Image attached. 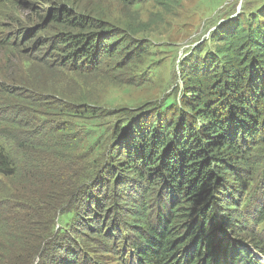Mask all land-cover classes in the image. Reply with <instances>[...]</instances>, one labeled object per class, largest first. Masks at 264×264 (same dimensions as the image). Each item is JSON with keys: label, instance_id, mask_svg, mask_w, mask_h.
<instances>
[{"label": "rangeland", "instance_id": "obj_1", "mask_svg": "<svg viewBox=\"0 0 264 264\" xmlns=\"http://www.w3.org/2000/svg\"><path fill=\"white\" fill-rule=\"evenodd\" d=\"M63 7L124 30L133 46L141 50L132 60L119 62L125 67L107 61L102 74L52 76L42 63L55 65L64 54H50V45L42 44L56 39L54 30L59 27L49 21L60 15ZM235 20L243 26L263 24L264 0L0 1V130L2 119L21 122L23 127L16 131L21 137L40 127L46 132L62 128L53 141L61 144V151L55 152L64 158L63 166L59 169L57 162L47 164L41 175L64 178L70 176V166L89 175L83 186L85 193L62 208L46 204L37 194L27 198L17 194L16 200L11 199L10 182L0 176V243L11 230L4 227V221L30 216L32 223L47 228L54 246L47 258L36 257L31 264H138L129 245L135 231L127 228L140 224L133 219L130 199L138 198L134 193L137 179L121 171L128 162L126 152L129 149L133 156L137 151V130L145 132L156 125L154 118L165 119L171 107L182 104L186 94L184 66L212 53L219 44L214 40L219 27ZM18 34L25 43L21 55L5 43L9 35ZM27 55L33 59L28 60ZM45 100L48 104L44 108ZM75 108L99 111L81 118L68 112ZM253 177L251 173L247 177L245 193L239 192L240 187L230 178L229 188L237 189L225 188L216 212L219 227L235 226L234 237L244 232V238L248 230L264 242V221H260L264 217V160ZM19 186L33 187L27 180ZM162 198L160 191L150 202L153 225L156 214L162 211ZM19 224L24 221L19 220ZM226 232L232 234L230 228ZM215 236L218 239L222 234L216 231ZM5 252L0 248V255L5 256ZM18 255L9 254L8 262L15 264ZM260 258L264 264V257ZM5 261L0 258V264H8Z\"/></svg>", "mask_w": 264, "mask_h": 264}, {"label": "trees", "instance_id": "obj_2", "mask_svg": "<svg viewBox=\"0 0 264 264\" xmlns=\"http://www.w3.org/2000/svg\"><path fill=\"white\" fill-rule=\"evenodd\" d=\"M49 23L59 27L54 30L57 36L42 46L48 43L50 54H64L55 65L42 63L52 76L102 74L107 61H129L141 50L133 46L124 30L102 20H89L66 7L60 15L50 17ZM21 38L22 34L5 38V43L16 48L19 55L25 45ZM214 40L219 44L212 53L191 58L192 64L184 66L182 83L186 94L182 104L171 107L165 119L154 118L156 125L145 132L136 131L134 145L138 153L130 156L128 149V162L121 166L124 174L137 179L134 193L138 198L130 199L133 219L140 224L127 228L135 231L129 245L138 264H261L249 245L264 256V242L258 234L246 230L244 238V232L234 237L235 226L219 227L221 220L216 212L225 188L232 185L229 179L233 178L239 192L245 193L247 177L250 173L255 177L264 160V23L243 26L238 20L231 21L227 27H219ZM117 67L125 65L119 63ZM48 100L43 102L44 108ZM75 109L68 112L81 118L99 111ZM1 123L0 176L10 182L11 199L16 200L17 194L25 198L37 194L46 204L62 208L85 193L87 188L83 186L89 175L75 172L71 166L70 176L64 178L41 175V168L47 164L57 162L59 169L63 166L64 158L57 154L61 144L53 141L64 131L62 128L46 132L40 127L21 137L16 132L23 127L21 122L7 123L2 119ZM256 154H260L259 158L254 157ZM24 180L33 187H20ZM160 191L162 211L156 214L153 225L150 202ZM4 227L11 229L0 243L6 251L0 258H6L5 262L9 254L17 257L19 253L15 264H31L36 257L44 260L54 249L47 228L32 223L30 216H13L4 221ZM228 228L232 234L226 232ZM216 231L222 237L217 239Z\"/></svg>", "mask_w": 264, "mask_h": 264}, {"label": "clouds", "instance_id": "obj_3", "mask_svg": "<svg viewBox=\"0 0 264 264\" xmlns=\"http://www.w3.org/2000/svg\"><path fill=\"white\" fill-rule=\"evenodd\" d=\"M249 247H250V249L254 252L255 256L257 257V260H259L260 263L263 264V263H262V259L260 258V256H261V257H264V256H263L262 254H261L260 256H258V255H257L258 252L254 249V247H253L252 245H249Z\"/></svg>", "mask_w": 264, "mask_h": 264}]
</instances>
